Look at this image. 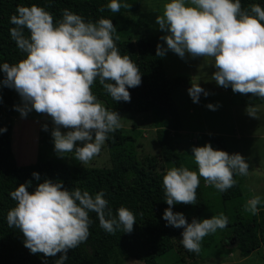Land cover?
<instances>
[{
  "label": "clouds",
  "instance_id": "1",
  "mask_svg": "<svg viewBox=\"0 0 264 264\" xmlns=\"http://www.w3.org/2000/svg\"><path fill=\"white\" fill-rule=\"evenodd\" d=\"M122 6L129 7L120 0H110L107 8L118 13ZM10 22L15 25L10 36L26 56L15 64H0L4 73L0 83L20 94L23 104L14 107L23 117L33 109L51 117L56 153H74L76 160L87 164L101 152L108 134L123 127L121 115L106 108L93 94V84L99 80L114 101L130 102L129 88L142 83L139 68L129 55L120 53L116 44L120 37H114L117 29L110 18L86 22L65 9L56 23L44 7L32 4L18 5ZM156 23L167 33L161 37L167 47L158 44L157 56L171 50L181 58H213L216 71L211 79L218 86H231L235 93L264 99V7L260 4L244 9L241 0H168ZM25 29L30 36H25ZM188 93L194 103H199L201 94L209 95L195 82ZM207 107L215 110L217 106L209 103ZM258 110L259 106L249 105L246 113L259 119ZM43 128L47 131L48 125ZM192 155L198 171L172 167L163 176L169 205L163 218L167 225L184 229V248L199 253L206 235L227 226V216L221 213L203 220L193 218L189 223L172 206L195 205L201 177L220 192L227 191L236 183L235 174L248 175L249 164L242 154L214 149L210 143L193 146ZM33 176L40 179L38 172ZM31 183L29 180L10 192L16 204L7 214V223L23 233L25 247L33 254L54 257L63 253L55 264H64L68 251L88 239L90 212L96 213L107 233L115 234L121 227L127 233L134 229V213L121 206L113 216L102 191L93 196L79 187L69 190L61 182L45 179L30 192ZM260 202L259 196L250 198L244 211L255 215Z\"/></svg>",
  "mask_w": 264,
  "mask_h": 264
},
{
  "label": "trees",
  "instance_id": "2",
  "mask_svg": "<svg viewBox=\"0 0 264 264\" xmlns=\"http://www.w3.org/2000/svg\"><path fill=\"white\" fill-rule=\"evenodd\" d=\"M142 1L120 0L122 5L127 3L129 7L122 6L118 13H113L107 8L110 0H0V64H15L26 56L10 36V29L15 26L10 17L16 14L18 5L42 6L53 15L56 23L62 19L65 9L79 14L86 22H95L101 17L112 19L117 29L114 37H120L116 41L117 47L122 55H129L137 65L142 83L129 88L130 102L114 101L99 80L92 86L93 94L106 108L119 114L125 111L151 113L160 148L156 154L140 155L135 134L122 127L109 133L106 140L110 165L87 167L76 160L74 153H70L69 160L56 153L52 130L48 127L45 131L44 124H41L37 160L20 165L13 150V128L18 112L14 106L19 105L22 98L14 88L0 83V129H7L0 132V264H55L63 255L58 253L54 257H45L43 253L33 254L25 247L23 233L8 226L7 214L16 204L10 192L29 180L32 181L28 188L30 192H34L45 179L61 182L69 190L79 187L93 196L102 191L113 216L123 206L136 217L131 233L123 232L121 227L115 234H110L100 227L96 213L90 212V235L77 248L68 251L64 264H126L128 260L142 264H201L205 250L213 248L217 242L228 245L233 241L231 252L239 250L243 257H249L264 247V199H261L255 215L244 211L252 196L243 191L238 174L234 175L235 185L225 192L206 184L201 177L196 204L172 206V210L182 212L189 223L193 218L203 220L221 213L227 216V226L206 235L199 253L184 248L181 242L184 229L167 225L163 218L165 209L169 207L163 189L166 171L180 166L198 171L192 155L193 146L181 144L184 139L181 114L174 99L175 92L189 86L192 78L191 73L169 75L165 56L156 55L157 45L163 44L160 35L148 29L140 31L133 28L131 14L140 9ZM241 4L244 9L252 4L264 7V0H241ZM100 8L104 11L100 12ZM24 34L30 36L27 29ZM3 79L4 73L0 71V82ZM225 89L232 95V100H239L244 106L264 105V99L250 93H235L231 86ZM173 123L174 137L170 129ZM198 137L194 146L210 143L214 149L231 154L222 134ZM34 172L40 174L39 180L33 176Z\"/></svg>",
  "mask_w": 264,
  "mask_h": 264
},
{
  "label": "rangeland",
  "instance_id": "3",
  "mask_svg": "<svg viewBox=\"0 0 264 264\" xmlns=\"http://www.w3.org/2000/svg\"><path fill=\"white\" fill-rule=\"evenodd\" d=\"M168 0H143L140 9L131 14L133 28L137 30H150L160 37L167 33L160 29L156 23L157 15L163 12V5ZM140 23L141 25L135 26ZM163 41V40H162ZM166 48V42L163 41ZM166 69L169 75L191 73L192 83H199L209 95L201 94L199 103H194L188 93L192 86L181 88L175 92L174 99L181 114L184 139L181 144L194 146L196 138L204 134H222L227 142L231 154H242L249 164V172L246 176L238 174L243 191L252 197L259 196L264 199V105L259 106V119L252 118L246 113V108L239 100H232V95L211 79L216 71L213 58H181L171 50L164 55ZM193 73V74H192ZM211 103L216 105L212 110L207 107ZM20 101L19 105H22ZM123 128L135 134L136 148L140 155L156 154L159 152L157 140V128L152 125L151 113H131L125 111L120 114ZM41 124H47L52 130L54 125L51 117L39 114L34 109L23 117L18 111L15 116L13 128V150L16 160L20 165L30 164L37 160V142ZM173 123L170 127L174 137ZM62 132L68 129L61 128ZM197 136V137H196ZM199 138V137H198ZM80 142H77L79 144ZM70 153H65L64 160H69ZM87 167H106L110 165L109 150L106 141L101 152L85 164ZM224 245L217 242L203 253L201 264H264V247L253 252L249 257H243L239 250L231 252L234 244ZM126 264H142L135 260H128Z\"/></svg>",
  "mask_w": 264,
  "mask_h": 264
}]
</instances>
